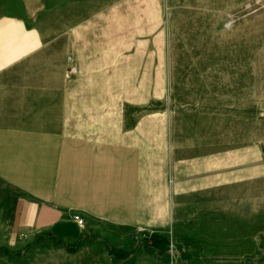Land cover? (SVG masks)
<instances>
[{
  "label": "crops",
  "instance_id": "crops-1",
  "mask_svg": "<svg viewBox=\"0 0 264 264\" xmlns=\"http://www.w3.org/2000/svg\"><path fill=\"white\" fill-rule=\"evenodd\" d=\"M73 1L0 0V250L13 251L0 257L133 264L152 253L164 264L173 248L188 264L264 263L259 129L240 140L213 126L148 128L130 121L133 112H112V225L96 228L97 239L80 234L86 224L75 215L106 210L99 159L88 153L100 146L86 142L75 110L82 63L68 60V32L47 23Z\"/></svg>",
  "mask_w": 264,
  "mask_h": 264
},
{
  "label": "rangeland",
  "instance_id": "rangeland-1",
  "mask_svg": "<svg viewBox=\"0 0 264 264\" xmlns=\"http://www.w3.org/2000/svg\"><path fill=\"white\" fill-rule=\"evenodd\" d=\"M48 18L51 30L68 32V54L82 63L75 110L86 142L100 146L88 153L99 159L106 213L80 215V234L97 239L96 228L112 225V112H133L130 121L148 128L213 126L240 140L259 129L264 145V0H75ZM108 249L112 259V242ZM170 249L164 264H188ZM133 264L162 262L145 253Z\"/></svg>",
  "mask_w": 264,
  "mask_h": 264
},
{
  "label": "built area",
  "instance_id": "built-area-1",
  "mask_svg": "<svg viewBox=\"0 0 264 264\" xmlns=\"http://www.w3.org/2000/svg\"><path fill=\"white\" fill-rule=\"evenodd\" d=\"M68 60H69L70 63H75V59H74V57L72 55L68 56ZM77 70H78V67L76 65H72L70 67V71L71 72L75 73V72H77ZM75 221L78 224V226L81 227V228H83L85 226V224H86L84 218L81 217L80 215H75Z\"/></svg>",
  "mask_w": 264,
  "mask_h": 264
}]
</instances>
